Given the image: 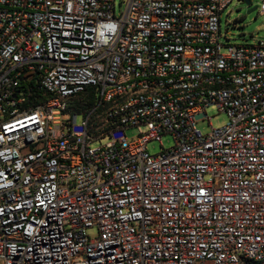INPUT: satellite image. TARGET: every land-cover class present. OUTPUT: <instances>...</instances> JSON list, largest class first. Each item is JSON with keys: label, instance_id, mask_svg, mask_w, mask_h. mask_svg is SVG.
<instances>
[{"label": "built area", "instance_id": "1", "mask_svg": "<svg viewBox=\"0 0 264 264\" xmlns=\"http://www.w3.org/2000/svg\"><path fill=\"white\" fill-rule=\"evenodd\" d=\"M235 1L0 0V264H264V41L222 42Z\"/></svg>", "mask_w": 264, "mask_h": 264}, {"label": "rangeland", "instance_id": "2", "mask_svg": "<svg viewBox=\"0 0 264 264\" xmlns=\"http://www.w3.org/2000/svg\"><path fill=\"white\" fill-rule=\"evenodd\" d=\"M128 0H116L117 13H120L119 5L125 6ZM251 6H247L244 0L233 2L222 15L221 34L222 42L225 44H250L254 45L259 41H264V14H261V7L264 0H250ZM257 7V10L248 13L251 9ZM207 114L211 117V124L214 128L225 125L228 121L227 115L218 113L215 108H209ZM198 128L204 134L210 132L211 127L207 119L199 121ZM137 129H130L127 135L131 138L138 135ZM175 143L171 135L163 137L162 144L168 149ZM149 151L152 154H158L162 151V145L158 141L149 143Z\"/></svg>", "mask_w": 264, "mask_h": 264}, {"label": "water", "instance_id": "3", "mask_svg": "<svg viewBox=\"0 0 264 264\" xmlns=\"http://www.w3.org/2000/svg\"><path fill=\"white\" fill-rule=\"evenodd\" d=\"M244 2L246 3L247 6H251L252 5V2L250 0H244ZM257 10V7L251 9L248 13H252L254 11Z\"/></svg>", "mask_w": 264, "mask_h": 264}]
</instances>
